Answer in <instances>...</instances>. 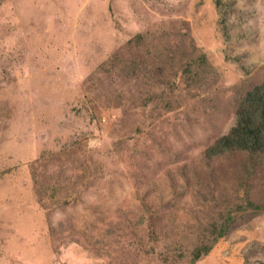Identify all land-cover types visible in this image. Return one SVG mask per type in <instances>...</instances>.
I'll return each instance as SVG.
<instances>
[{
	"label": "rangeland",
	"instance_id": "374dc122",
	"mask_svg": "<svg viewBox=\"0 0 264 264\" xmlns=\"http://www.w3.org/2000/svg\"><path fill=\"white\" fill-rule=\"evenodd\" d=\"M262 80L264 0H0V264L264 261Z\"/></svg>",
	"mask_w": 264,
	"mask_h": 264
},
{
	"label": "trees",
	"instance_id": "16d2710c",
	"mask_svg": "<svg viewBox=\"0 0 264 264\" xmlns=\"http://www.w3.org/2000/svg\"><path fill=\"white\" fill-rule=\"evenodd\" d=\"M235 122L226 133L216 137L204 150L207 158L224 154L228 151L245 152L248 156L264 158V80L248 89L238 99L235 110ZM227 220L219 227L211 225L208 242L202 241L191 249V262L196 261L202 254L207 253L214 242L225 235L229 229ZM258 264H264L260 260Z\"/></svg>",
	"mask_w": 264,
	"mask_h": 264
}]
</instances>
